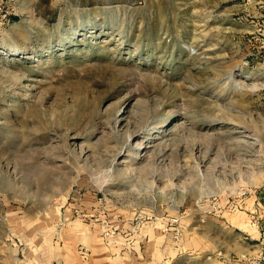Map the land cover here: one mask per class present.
Returning <instances> with one entry per match:
<instances>
[{
  "label": "rangeland",
  "instance_id": "obj_1",
  "mask_svg": "<svg viewBox=\"0 0 264 264\" xmlns=\"http://www.w3.org/2000/svg\"><path fill=\"white\" fill-rule=\"evenodd\" d=\"M260 192L264 0H0V264H93L96 223L100 264L221 257Z\"/></svg>",
  "mask_w": 264,
  "mask_h": 264
},
{
  "label": "crops",
  "instance_id": "obj_2",
  "mask_svg": "<svg viewBox=\"0 0 264 264\" xmlns=\"http://www.w3.org/2000/svg\"><path fill=\"white\" fill-rule=\"evenodd\" d=\"M251 198L253 196L239 200L237 210H241L243 216L247 217L238 222L237 227L240 225L243 229L240 228V234L235 236L236 242L222 247L225 253L221 257H217L212 249L204 253L189 251L171 255L163 250L165 244L162 243L157 252L148 251L146 249L149 245H153L150 232L143 228L131 230L128 226L127 229L119 230L111 241H105L101 235L105 243L101 244V247L103 245L102 248L109 250L113 255L110 264H226V258L233 254L257 257L264 254V229L261 225L264 224V192L256 193L254 202L250 201ZM72 234L75 238L65 242V245L78 251L83 260L92 255L95 258L93 264H100L99 223L90 225L89 228L80 226ZM176 243L178 244V241Z\"/></svg>",
  "mask_w": 264,
  "mask_h": 264
},
{
  "label": "built area",
  "instance_id": "obj_3",
  "mask_svg": "<svg viewBox=\"0 0 264 264\" xmlns=\"http://www.w3.org/2000/svg\"><path fill=\"white\" fill-rule=\"evenodd\" d=\"M261 225L264 229V224ZM225 262L226 264H264V254L252 258L246 255L231 256L226 258Z\"/></svg>",
  "mask_w": 264,
  "mask_h": 264
}]
</instances>
